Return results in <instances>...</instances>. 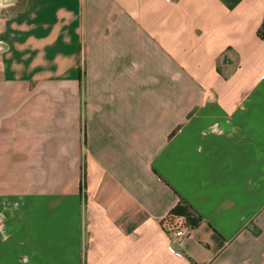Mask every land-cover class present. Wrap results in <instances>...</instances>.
I'll use <instances>...</instances> for the list:
<instances>
[{
    "label": "crops",
    "instance_id": "0c3cea01",
    "mask_svg": "<svg viewBox=\"0 0 264 264\" xmlns=\"http://www.w3.org/2000/svg\"><path fill=\"white\" fill-rule=\"evenodd\" d=\"M262 27L264 0H0V264H264Z\"/></svg>",
    "mask_w": 264,
    "mask_h": 264
},
{
    "label": "built area",
    "instance_id": "2783aa9c",
    "mask_svg": "<svg viewBox=\"0 0 264 264\" xmlns=\"http://www.w3.org/2000/svg\"><path fill=\"white\" fill-rule=\"evenodd\" d=\"M162 228L169 238L180 240L188 235V229L184 217L168 212L162 219Z\"/></svg>",
    "mask_w": 264,
    "mask_h": 264
},
{
    "label": "trees",
    "instance_id": "16d2710c",
    "mask_svg": "<svg viewBox=\"0 0 264 264\" xmlns=\"http://www.w3.org/2000/svg\"><path fill=\"white\" fill-rule=\"evenodd\" d=\"M259 36H264V28L262 27L260 30H258ZM171 213L173 215H180L184 217L186 223L189 225H194L197 220L199 219V216L194 214V212L191 210V208L184 202H178L174 208L171 210Z\"/></svg>",
    "mask_w": 264,
    "mask_h": 264
}]
</instances>
